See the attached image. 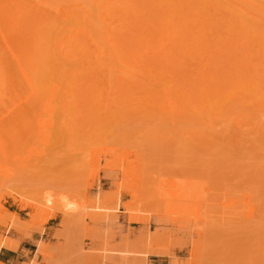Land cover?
<instances>
[{
    "label": "rangeland",
    "instance_id": "obj_1",
    "mask_svg": "<svg viewBox=\"0 0 264 264\" xmlns=\"http://www.w3.org/2000/svg\"><path fill=\"white\" fill-rule=\"evenodd\" d=\"M243 1L264 13V0ZM222 2L224 9L232 8ZM236 8L227 20L236 16L264 34V21ZM91 41L82 46L86 59L94 52ZM220 44L214 53L222 63L236 52L231 44ZM165 50L160 53L172 54ZM117 51L113 64L106 58L102 65L52 63L44 72L41 98L19 80L15 91H5L0 104V241L9 238L18 247L22 240L32 241L25 264H147L150 257L163 258L165 264H264L263 109L257 111L250 101L243 106L231 101L195 115L192 110L186 117L164 115L163 92L175 102H201L187 93L190 86L178 82L183 71L192 72L185 75L192 81L198 78L199 63L193 60L191 70H183L171 55L158 57L170 56L172 61L165 60L169 66L148 50L142 54L152 66L134 65L137 54ZM220 64L216 69L223 68ZM250 64L260 69L251 66V74L264 76V59ZM138 67L154 72L143 75ZM173 67L182 71L177 74L180 69ZM229 76L214 85L220 93L228 90ZM115 80L128 89L118 108L114 99L120 93L111 89ZM82 91L101 95L99 105L85 100ZM47 106L54 111L46 112ZM52 224L54 231L45 234ZM40 243L44 256L38 252Z\"/></svg>",
    "mask_w": 264,
    "mask_h": 264
},
{
    "label": "bare ground",
    "instance_id": "obj_2",
    "mask_svg": "<svg viewBox=\"0 0 264 264\" xmlns=\"http://www.w3.org/2000/svg\"><path fill=\"white\" fill-rule=\"evenodd\" d=\"M32 1L1 0L3 4L1 3L0 5V37L4 49L0 51V104L8 88L13 91L16 90L18 80L22 81L23 85L31 93L41 98L40 91L44 72L46 68L52 67V63L69 65L78 62L82 65H92L93 63L102 65L104 62H101L102 58H106L107 62L113 64V57L115 59V56L118 54L116 51L119 50L120 53V50L125 51L126 49L128 53L134 52L133 55L137 54L135 56L139 59H135V62L133 59L134 63L137 61L139 64L131 63L149 66L148 63H151V59L147 56L146 59L149 60L147 61L145 59L146 54L144 53L150 50L149 55L151 54L153 58L159 59L158 57L168 56V51L166 54L160 52L164 51L165 53L167 50L165 48H169L172 54H174L172 51L176 50L175 56L169 55L173 58L175 57L172 60L181 64L183 70L185 67L189 69L190 67L192 68L193 64L199 63L197 66H200V69L195 65L199 69V71L197 69V74L199 72L198 78L195 77L197 74L193 71L195 76L192 75L191 77H195V80L192 81L193 78L188 79L187 77H190L191 71H188V74H186L187 71H183L187 76H183L181 72L178 82L180 84L182 81L181 84L184 82L187 87L190 86L191 89H188L189 92L187 91V93L192 92L194 97L197 96L201 99V102L194 101L188 103L183 98H177L176 103L174 99L172 100L169 97L168 91L163 92L165 101L161 105L162 114L170 117H186L192 110L197 111L194 112L195 115V113L201 112L207 106L224 107L231 101H235L237 105L241 104L240 106H243L242 103L250 101L249 104L253 103V107H256L257 111H260L257 108H261L263 110L260 113L262 112V115L264 113V94L262 97L260 96L264 89L260 88V84L264 81V76L256 77L251 74L253 73L250 72L253 65H248L249 61L251 63L264 59V34L249 27L250 23H247L246 20L236 21V16L231 20H227L228 17L236 14L233 10L239 7L242 13L243 11H248L243 14L248 16L250 13V18L256 16L260 19L256 21L262 24L264 13L258 11L254 7L256 5L254 3H246L243 0H225L230 5L229 7L232 6V8L227 7V9H224L222 7L223 2L221 3L222 0H36L37 5L30 6L29 3ZM64 2H67V5H62ZM69 2L72 4L69 5ZM226 3L225 5H227ZM256 7L259 6L257 5ZM115 21L117 25H114ZM248 22L251 21L249 20ZM118 26L120 28H117ZM240 27H243L245 30H242ZM117 32L119 35H117ZM88 39L92 40L91 43L94 44L95 48L93 54L90 55L91 57L86 59L85 53L87 49L82 46L87 43L86 40ZM55 40L59 41L55 44ZM232 40L235 41L232 43ZM219 43H221V48L222 46L224 48V44H231L235 48L234 52L236 54L231 52L226 45V49L235 55V57L232 55L234 61H231L232 56L231 58H223V60L229 59L231 61L229 66L226 64L228 63L226 61L229 60L222 61V63L221 61L217 62L219 60L217 57L215 60L214 50ZM143 45L146 47H143ZM144 49L147 51H144ZM142 51H144L143 54L145 56H143ZM105 54L106 56H104ZM158 54H162L163 56ZM171 57H166L165 60L172 61ZM109 58L111 59L109 60ZM141 58H144L143 61L146 65L140 62ZM153 58L152 60H154ZM159 60L161 63L164 58L163 60ZM164 61L162 64L166 63L170 66V62L165 61L164 63ZM224 62L226 67L223 65ZM220 63L224 69H216ZM161 65L159 66L161 67ZM150 66L152 65L150 64ZM209 66H212L213 74H209L207 71ZM178 67H173V69ZM195 67L192 70H196ZM256 67L257 65L254 68L257 69ZM142 68L145 69L147 67H138L136 71L142 72L143 75L154 72L152 70L144 71ZM169 69L171 72L174 71L172 68ZM178 69L180 70L175 69L177 74L182 71V68ZM257 70L256 72L260 69ZM263 70L264 67L260 71L262 74L264 73ZM167 71L166 74L169 73V78H171L170 76L173 74L169 70ZM175 71L173 72L175 74L173 76L176 78ZM228 73H230V76L227 78V81L229 80V88L220 93V89L218 87L217 89L219 90L215 89L214 85L219 84L221 77L226 76ZM99 74L104 76L103 80H106V76L103 73L99 72ZM208 76H211V78L208 79ZM151 77L152 75H149V77L143 80L150 79ZM131 78L135 80V77ZM136 80L133 82L137 85L139 80ZM207 80H209V83H207ZM185 85H183L184 90L187 89H185ZM126 86L124 82H119L118 80H115L111 84V89H115V91H119L120 93L114 99L117 105L116 108L121 104L118 103V99L122 98V101L126 99L123 96L125 92H122L128 90ZM214 90L217 91L214 93ZM91 93L82 91L85 100L99 105L101 95ZM49 101L50 99H48ZM197 103H199V107ZM249 106L251 107V105ZM88 110L89 112L91 111V109ZM50 111L53 112L54 110H51L47 106L46 112L49 113ZM141 112L143 113L145 110ZM45 136L46 138L48 137L47 135ZM249 218L251 219L252 216ZM38 247V252L44 256L46 251L45 245L40 243ZM17 248L18 243L15 240L5 238L0 241V250L6 249L15 252Z\"/></svg>",
    "mask_w": 264,
    "mask_h": 264
},
{
    "label": "crops",
    "instance_id": "obj_3",
    "mask_svg": "<svg viewBox=\"0 0 264 264\" xmlns=\"http://www.w3.org/2000/svg\"><path fill=\"white\" fill-rule=\"evenodd\" d=\"M54 231L52 224L48 225L45 229V234ZM34 246V243L30 240H22L19 244L18 249L14 252L11 250L1 249L0 250V263L3 264H25L26 260H22L26 257V253L29 252L28 247ZM166 260L160 257H150L147 259V264H165Z\"/></svg>",
    "mask_w": 264,
    "mask_h": 264
}]
</instances>
